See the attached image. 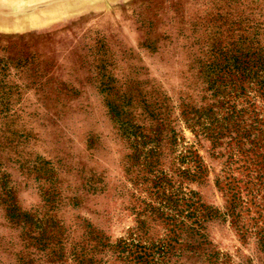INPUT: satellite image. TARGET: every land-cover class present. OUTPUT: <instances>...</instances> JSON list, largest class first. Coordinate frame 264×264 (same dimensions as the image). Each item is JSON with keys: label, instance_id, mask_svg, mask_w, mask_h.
<instances>
[{"label": "rangeland", "instance_id": "obj_1", "mask_svg": "<svg viewBox=\"0 0 264 264\" xmlns=\"http://www.w3.org/2000/svg\"><path fill=\"white\" fill-rule=\"evenodd\" d=\"M0 264H264V0H0Z\"/></svg>", "mask_w": 264, "mask_h": 264}]
</instances>
